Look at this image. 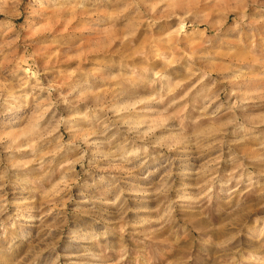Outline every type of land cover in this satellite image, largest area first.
I'll return each mask as SVG.
<instances>
[{
    "label": "rangeland",
    "instance_id": "obj_1",
    "mask_svg": "<svg viewBox=\"0 0 264 264\" xmlns=\"http://www.w3.org/2000/svg\"><path fill=\"white\" fill-rule=\"evenodd\" d=\"M0 264H264V0H0Z\"/></svg>",
    "mask_w": 264,
    "mask_h": 264
}]
</instances>
